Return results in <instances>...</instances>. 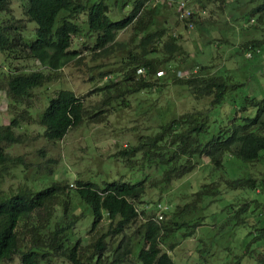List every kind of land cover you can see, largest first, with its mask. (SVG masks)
I'll return each instance as SVG.
<instances>
[{
	"label": "trees",
	"instance_id": "trees-1",
	"mask_svg": "<svg viewBox=\"0 0 264 264\" xmlns=\"http://www.w3.org/2000/svg\"><path fill=\"white\" fill-rule=\"evenodd\" d=\"M12 1L0 0V53L11 62L38 63L41 69L17 67L0 73V93L8 97L12 116L8 124L0 125V183L11 169L22 176L27 171L23 158L9 155L3 144L21 145L39 138L61 142L72 129L107 123L116 104L125 106L128 98L141 92L160 94L167 85L186 90L197 101L211 102L207 110L181 114L150 129V134L140 133L137 143L112 157L137 171L136 183L121 179L99 187L77 181L74 187L53 180L41 189L25 183L8 193L0 192V264L18 255L21 264H53L56 258L69 264H133L137 249L140 264H176L171 253L196 237L205 222L200 215L205 202L208 207L224 199L230 201L238 225L251 227L246 256L264 264V173L254 171L264 164V68L255 69L263 86L241 97V88L252 81L240 82L238 74L227 67L195 61L187 76L175 74L173 64L185 50L168 21L158 20L160 6L150 7L153 0H17L25 9L24 19L8 18ZM244 1H249L250 9L236 13ZM182 2L190 6L191 16L177 14L181 23L176 18L175 25L181 27L180 32L199 29L204 23L217 24L216 11L223 19L229 13V26L238 42L206 43L215 44L214 59L225 48L247 61L262 57L264 0ZM127 32L129 38L120 40L119 35ZM83 35L91 41L94 62H118L116 68L100 74L103 85L97 93L102 100L87 107L83 97L62 88L48 96L37 112L33 91L53 83L64 68L82 64L85 57L77 60L79 53L72 48L74 39ZM221 107L225 110L222 116L212 119ZM27 125L41 131L31 137L23 131ZM40 154L46 157L44 151ZM200 161L209 164L211 180L192 191L190 199L165 205V209L160 208L161 199L151 201L153 192L163 195L175 182L194 174ZM214 176L222 181H215ZM71 191H76L74 195L85 207L80 214L73 211ZM88 213L92 216L89 230L83 223ZM104 223L107 229L100 228ZM172 238L178 241L167 250Z\"/></svg>",
	"mask_w": 264,
	"mask_h": 264
},
{
	"label": "rangeland",
	"instance_id": "rangeland-1",
	"mask_svg": "<svg viewBox=\"0 0 264 264\" xmlns=\"http://www.w3.org/2000/svg\"><path fill=\"white\" fill-rule=\"evenodd\" d=\"M182 1L184 0H153L150 3V7H156L159 4L161 12L158 20L162 22L167 20L171 32L181 37L180 43L183 45L185 53L176 58L173 64L174 73L180 77L187 76L190 67L193 66L192 63H213L220 65L219 69H226L227 67L229 71L236 72L240 82L247 83L248 80L253 82L247 83V86L241 88L238 93L239 97L244 94L250 95L256 87H262L263 83L257 79L255 69L264 68V52L261 58L247 61L244 56L234 53L230 48H225L219 49L216 53L217 58L214 59V51L217 50L215 44L206 46V43L212 41L216 45H219L221 41L235 44L238 42V38L234 36L233 30L230 28L232 19L229 13L223 15V19L219 17V11H216L215 14L219 21L217 24L210 26V23H204L203 27L199 29L192 27L180 32L179 28L181 29V27H177L175 24L176 18L179 21L177 14L179 15V5ZM188 2V5L192 3V1ZM250 7L249 1H244L239 3L234 11L241 14L248 11ZM192 8L194 9L193 3ZM24 10L20 2L13 0L8 18L24 19ZM128 12L130 9H127ZM225 19L229 21V24L224 23L223 20ZM247 20H245L246 23ZM33 25L36 27L35 24ZM158 26L160 24L156 25V28ZM30 28L33 29V26L30 25ZM128 38V32L119 35L120 40ZM91 46V41L86 35L74 39L72 50L79 53L77 60L85 57L81 61L83 65L74 63L64 68L58 73L53 83L33 91L32 99L37 112L44 107L48 96L54 95L56 91L62 88L72 90L79 97H83L87 107L102 100V96L97 93V89L103 85V82L99 81L100 74L106 69L116 68L118 62L115 59L94 62L90 51ZM223 51H225V55ZM106 64H108L107 67L104 66ZM17 67L28 71L41 69L38 63L21 62L20 60L11 62L0 53L1 74ZM169 78H171L169 81L172 82V75L168 76ZM226 101L230 102L228 98ZM210 102L211 99L197 101L186 90L167 85L160 94L141 92L128 98L125 106L120 105L121 103L116 104V112L109 117L107 123L101 125L89 123L83 127L72 129L61 142L49 143L44 138H39L28 140L21 145L3 144L9 155L23 158L27 171L22 176L19 175L18 170L11 169L9 174L3 175L0 192L8 193L11 189H16L25 183L34 189H41L53 180L60 181L65 186L74 185V187H76L77 181L91 182L99 187H103L107 182L121 179L133 182L135 178H138L137 171H130L125 164L117 163L112 157L129 144L137 143L140 133H144L143 135L150 134V129L181 114L207 110ZM9 104L8 97L4 93H0V125L8 124L12 118ZM224 105L228 106V104ZM224 111L222 107L216 109L212 119L220 118ZM146 128L148 130L145 131ZM23 131L32 137L41 129L37 126L27 125ZM43 151L46 153V157H41L40 152ZM50 161H55V163L51 164ZM228 161L226 159L225 163L227 164ZM235 161L242 164L238 160ZM254 171L258 175L263 174L264 164L255 166ZM49 172L52 173L51 176L48 175ZM210 172L212 171L209 164L200 161L194 174L175 182L169 191L163 195H160L159 192H153V197L150 199L152 202H159L161 199L160 201L163 203L161 209H165V205H178L181 201L190 199L192 191L197 192L201 188L199 186L211 180ZM220 172L218 173L219 176L221 175ZM214 180L222 181L221 178L215 176ZM74 193L77 194L76 191H71L73 211L80 214L85 211V207L81 205V201ZM204 205L206 209L200 213L201 216L205 217L204 225L198 229L195 238L183 242L171 253L174 262L176 264H256L254 259L246 256V248L251 241V238L247 236L251 227L238 225V219L235 218L236 214L230 208V201L227 199L217 200L216 203L208 207H206L208 205L206 201ZM83 223H87L89 230L92 223L90 213L83 220ZM102 227L107 229V224H102L100 228ZM75 231H79L78 226ZM85 235L89 239L92 238V235L87 232ZM177 241L176 238L169 239L166 249L168 250V247ZM138 254L139 249L134 252L136 261L132 259L133 264H140L137 260ZM5 264H21L19 255ZM53 264L69 263L64 259L56 258Z\"/></svg>",
	"mask_w": 264,
	"mask_h": 264
},
{
	"label": "built area",
	"instance_id": "built-area-1",
	"mask_svg": "<svg viewBox=\"0 0 264 264\" xmlns=\"http://www.w3.org/2000/svg\"><path fill=\"white\" fill-rule=\"evenodd\" d=\"M179 13L181 18H185V17H190L191 16V10L188 8L187 3L186 2H181L179 5ZM162 208V207H160ZM160 217L159 219H162V214H159Z\"/></svg>",
	"mask_w": 264,
	"mask_h": 264
}]
</instances>
